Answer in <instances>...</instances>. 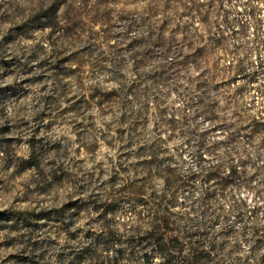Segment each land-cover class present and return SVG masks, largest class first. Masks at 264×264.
Wrapping results in <instances>:
<instances>
[{
  "label": "rangeland",
  "instance_id": "rangeland-1",
  "mask_svg": "<svg viewBox=\"0 0 264 264\" xmlns=\"http://www.w3.org/2000/svg\"><path fill=\"white\" fill-rule=\"evenodd\" d=\"M160 221L264 264V0H0V264H161Z\"/></svg>",
  "mask_w": 264,
  "mask_h": 264
},
{
  "label": "trees",
  "instance_id": "trees-1",
  "mask_svg": "<svg viewBox=\"0 0 264 264\" xmlns=\"http://www.w3.org/2000/svg\"><path fill=\"white\" fill-rule=\"evenodd\" d=\"M189 57L195 62L203 58V52L194 51ZM232 173L226 178L220 179V186H224L227 181L232 178ZM210 178H214L210 175ZM159 226L152 228L147 234L153 245L154 255L160 260L161 264H205V253H193L191 255L184 254V248L181 243L175 238H168L162 228V222Z\"/></svg>",
  "mask_w": 264,
  "mask_h": 264
}]
</instances>
